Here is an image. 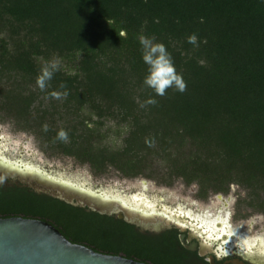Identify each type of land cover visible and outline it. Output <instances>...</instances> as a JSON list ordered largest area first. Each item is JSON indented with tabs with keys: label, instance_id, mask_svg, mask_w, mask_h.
I'll list each match as a JSON object with an SVG mask.
<instances>
[{
	"label": "trees",
	"instance_id": "16d2710c",
	"mask_svg": "<svg viewBox=\"0 0 264 264\" xmlns=\"http://www.w3.org/2000/svg\"><path fill=\"white\" fill-rule=\"evenodd\" d=\"M140 35L165 45L186 91L161 97L143 83ZM52 62L58 70L41 90L36 78ZM150 97L157 103L141 107ZM4 119L94 176L112 168L166 186L180 178L201 199L237 184L264 214V0H0ZM12 215L46 220L99 252L190 264L172 231L141 233L20 182L0 185V216Z\"/></svg>",
	"mask_w": 264,
	"mask_h": 264
},
{
	"label": "water",
	"instance_id": "95a60500",
	"mask_svg": "<svg viewBox=\"0 0 264 264\" xmlns=\"http://www.w3.org/2000/svg\"><path fill=\"white\" fill-rule=\"evenodd\" d=\"M0 148V176L12 177L37 193L104 215H114L142 230L159 232L170 225L181 227L177 208L161 196L142 190L125 192L116 186L92 184L83 176L31 160L10 158ZM12 153L14 150L11 151ZM217 197L225 202L221 194ZM0 264H150L123 254H108L71 242L54 225L39 218L0 216ZM235 264H245L235 261Z\"/></svg>",
	"mask_w": 264,
	"mask_h": 264
},
{
	"label": "flooded vegetation",
	"instance_id": "af4514ba",
	"mask_svg": "<svg viewBox=\"0 0 264 264\" xmlns=\"http://www.w3.org/2000/svg\"><path fill=\"white\" fill-rule=\"evenodd\" d=\"M0 177H3V181L0 182L2 187L13 186L19 182L12 177ZM217 194L221 193H216V198ZM221 196L225 202L218 198L220 203L214 208L210 205L203 209L192 208L186 206L185 202L175 203L182 222L180 228L173 224L159 232L135 228L141 233L151 235L172 231L176 235L177 247L182 249L185 260L190 264H208L209 258L210 264H235V261L264 264V236L255 232L248 233V230L253 229V220L251 218L248 221L237 220L241 217L239 212L231 211L228 207L231 197L223 194ZM234 219L237 223L233 222ZM224 251L228 255L217 259L216 254Z\"/></svg>",
	"mask_w": 264,
	"mask_h": 264
},
{
	"label": "rangeland",
	"instance_id": "374dc122",
	"mask_svg": "<svg viewBox=\"0 0 264 264\" xmlns=\"http://www.w3.org/2000/svg\"><path fill=\"white\" fill-rule=\"evenodd\" d=\"M0 148L5 149L4 153L10 158H20L21 160H31L32 162L40 163L45 166L55 167L64 170L73 176H83L92 184L101 186H116L123 189L125 192H136L142 190V179L147 181L145 194L151 196L163 197V202L172 207H175L177 202H185L186 206L199 207L203 209L210 205L211 207L217 206L220 202L215 194L209 193L208 196L201 200L195 195L197 189L194 183L186 184L182 179L175 178L169 186L158 184L153 179L138 177V178H125L120 175L115 169H108V171L101 176H94L87 165H81L74 161L71 157L64 156H49L46 153L35 135L31 132L18 129L15 124L9 120H0ZM14 150L12 153L11 151ZM231 190L227 193H221L224 196L231 197L229 206L231 211L240 212L246 216H241L237 220L248 221L250 218L253 220V229L248 230V233H260L264 236V214L259 211H253L248 207L243 200L246 198L247 190L237 184H232ZM193 189V190H192ZM197 204V205H196ZM214 210V209H213ZM234 223L236 219L233 220ZM240 222V221H239ZM245 227H242V229Z\"/></svg>",
	"mask_w": 264,
	"mask_h": 264
},
{
	"label": "clouds",
	"instance_id": "9594fccd",
	"mask_svg": "<svg viewBox=\"0 0 264 264\" xmlns=\"http://www.w3.org/2000/svg\"><path fill=\"white\" fill-rule=\"evenodd\" d=\"M118 35L120 38H126L127 32L121 30ZM187 39L188 43L198 46L195 34L190 35ZM138 40L141 45L142 59L148 66V73L144 77L143 83L151 88L156 95L161 97L166 94L169 88H175L181 93L186 91V82L182 75L177 73L173 59L165 45L160 42H154V38H149L144 35H140ZM55 70H58V64L56 62H52L50 65H45L41 68L36 78V84L41 90L47 87V82L52 79ZM61 87H64V85H61ZM50 95L55 99H61L62 96H66L67 93L61 94L60 92L53 91ZM156 103L157 101L150 97L141 103L140 106L145 107V105H155ZM43 130L45 132L48 131V126L46 124L43 126ZM56 139L67 143L69 140L68 133L64 129H60L57 132ZM2 181L3 177H0V182ZM226 255H228L226 251L217 253L216 258L220 259L222 256ZM208 264H210V258Z\"/></svg>",
	"mask_w": 264,
	"mask_h": 264
}]
</instances>
